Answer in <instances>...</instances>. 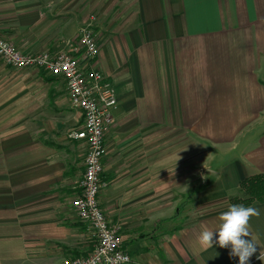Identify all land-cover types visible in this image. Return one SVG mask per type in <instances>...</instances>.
Segmentation results:
<instances>
[{"label": "crops", "instance_id": "0c3cea01", "mask_svg": "<svg viewBox=\"0 0 264 264\" xmlns=\"http://www.w3.org/2000/svg\"><path fill=\"white\" fill-rule=\"evenodd\" d=\"M84 26L116 93L98 201L129 264H239L217 236L208 249L197 238L264 173V0H0V37L22 52L64 51ZM81 122L61 77L0 64V264L92 249L70 204ZM249 206L248 264H264V202Z\"/></svg>", "mask_w": 264, "mask_h": 264}, {"label": "built area", "instance_id": "2783aa9c", "mask_svg": "<svg viewBox=\"0 0 264 264\" xmlns=\"http://www.w3.org/2000/svg\"><path fill=\"white\" fill-rule=\"evenodd\" d=\"M68 45V49L54 54L29 53L0 37V64L20 70L38 69L61 77L70 106L81 112L80 127L68 134L70 139H79L86 145L78 191L70 204L75 216L86 226L93 246L85 256L64 259L60 264H129L120 226L107 219L98 201L99 192L107 186L102 161L105 137L117 104L115 89L108 76L92 65L98 46L90 26L81 27L75 43Z\"/></svg>", "mask_w": 264, "mask_h": 264}, {"label": "clouds", "instance_id": "9594fccd", "mask_svg": "<svg viewBox=\"0 0 264 264\" xmlns=\"http://www.w3.org/2000/svg\"><path fill=\"white\" fill-rule=\"evenodd\" d=\"M260 210L253 206L242 204L230 205L227 211L219 216V224L214 229H203L198 236L202 248L214 246V235L218 238L215 244L221 248H230L229 255L238 257L239 264H248L250 257L257 251L258 237L250 231V221L259 217ZM258 258L264 261V250L260 251Z\"/></svg>", "mask_w": 264, "mask_h": 264}, {"label": "trees", "instance_id": "16d2710c", "mask_svg": "<svg viewBox=\"0 0 264 264\" xmlns=\"http://www.w3.org/2000/svg\"><path fill=\"white\" fill-rule=\"evenodd\" d=\"M238 195L229 198L233 204L249 206L252 203L264 202V173L255 174L243 179L238 188Z\"/></svg>", "mask_w": 264, "mask_h": 264}, {"label": "rangeland", "instance_id": "374dc122", "mask_svg": "<svg viewBox=\"0 0 264 264\" xmlns=\"http://www.w3.org/2000/svg\"><path fill=\"white\" fill-rule=\"evenodd\" d=\"M6 67V66H5ZM238 195V194H237ZM227 205H232L230 202H228V204ZM182 216H184V214H182L181 216H179V219L178 220H176V221H174V223H173V225L174 226H176L177 225V223L178 222H180L181 223V221H183V219L181 218ZM179 224V223H178Z\"/></svg>", "mask_w": 264, "mask_h": 264}]
</instances>
